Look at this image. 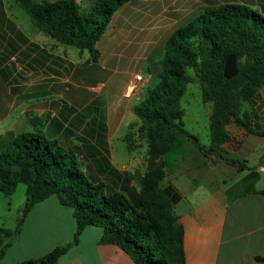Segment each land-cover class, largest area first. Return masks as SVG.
Masks as SVG:
<instances>
[{
  "label": "crops",
  "instance_id": "obj_1",
  "mask_svg": "<svg viewBox=\"0 0 264 264\" xmlns=\"http://www.w3.org/2000/svg\"><path fill=\"white\" fill-rule=\"evenodd\" d=\"M75 1L84 11L96 0ZM144 1L119 8L97 44L99 58L93 62L88 51L62 45L35 27L15 0H0V149L13 137L34 132L35 120L47 139L72 149L86 176L104 183L108 192L131 196L139 191L146 159L139 151L128 150L125 137L138 122L134 107L157 80L145 71L176 30L171 26L177 18L197 17L226 2L255 9L264 4V0H164L144 6ZM136 75L143 81L132 90ZM250 110L254 123L264 129V94ZM227 132L230 140L222 150L226 159L240 161L243 168L190 151L176 159L172 178L167 175L164 181L181 196L174 212L184 229L186 264H264L257 260L264 258V138L236 123L229 124ZM213 165L226 174L221 183L212 181L214 171L208 168ZM192 175L210 182L200 185ZM16 227L17 221L6 228ZM76 231L73 210L50 197L28 213L0 264L41 259L57 247L73 244ZM102 233L99 227H86L57 264H135L118 246L102 244Z\"/></svg>",
  "mask_w": 264,
  "mask_h": 264
},
{
  "label": "trees",
  "instance_id": "obj_2",
  "mask_svg": "<svg viewBox=\"0 0 264 264\" xmlns=\"http://www.w3.org/2000/svg\"><path fill=\"white\" fill-rule=\"evenodd\" d=\"M15 1L35 27L62 45L88 51L96 62L97 44L114 15L136 0H96L88 12L75 0ZM146 72L158 82L147 88L146 98L134 107L138 122L125 137L130 152L142 147L139 139L147 146V172L139 177L136 194L108 192L104 183L89 179L76 153L47 139L35 120L34 132L13 137L0 149V195L11 196L19 184L26 186L17 227H0V261L28 213L54 196L62 207L73 210L74 242L23 264H57L86 227L101 228V243L118 246L135 264H186L184 229L174 212L181 196L171 184H164L169 156L189 142L206 157L215 155L243 168L240 161L226 159L222 150L230 140L227 126L236 123L264 138V129L256 127L252 111L244 107L253 106L264 94V4L255 9L226 2L204 10L168 37L159 59ZM195 82L203 101L212 103L208 148L183 123L180 102L188 85Z\"/></svg>",
  "mask_w": 264,
  "mask_h": 264
},
{
  "label": "rangeland",
  "instance_id": "obj_3",
  "mask_svg": "<svg viewBox=\"0 0 264 264\" xmlns=\"http://www.w3.org/2000/svg\"><path fill=\"white\" fill-rule=\"evenodd\" d=\"M162 1L164 0H145L144 6L154 5ZM88 9H89L88 6H86V10H84V12H88L89 11ZM137 11H140V9ZM129 15L130 14H127V17H129ZM139 15L140 14L138 13L137 16ZM194 18L195 17L177 18L178 22L173 24V26L171 27L172 29H175V27H177L176 29H178L179 27H182L186 25L187 23H189L190 21H192ZM143 71L145 70L143 69ZM188 72L190 75L192 76L194 75V72L192 69H190ZM145 73L147 72L145 71ZM157 82L158 80L153 79L149 86L152 87L156 85ZM262 96H263V93L261 94L260 97ZM180 105L185 111V115L183 117V123L185 125V128L192 134L196 135L199 138L200 143L202 145L209 146L210 144L209 124H210V115L212 111V103L211 102L205 103L203 101L202 90L198 83L195 82V83H191L188 85L187 91L185 95L183 96V98L181 99ZM244 107L245 109L250 110L251 105L246 104ZM256 121L258 123L257 118L255 119V122ZM262 122L263 121L260 120V123ZM256 127L258 129H263L261 128V126H258V124L256 125ZM138 141H139L138 145L142 147H139L136 151H139L140 154L142 153L143 157L146 159V149H147L146 143L142 139H139ZM190 151H193L195 154L201 153L200 150L194 144H191L188 142L182 150L177 151L169 156V166H170V170L168 174L169 179L172 178V175H173L172 173L174 169H176V167L173 166L176 159L177 158L179 159V157H182V156L185 157V155H187ZM208 169H210L212 173L214 171L213 173L214 179L211 178V180L213 179L212 181L216 180V182L221 183L226 177V174H223L224 171L222 169L218 170V168L214 167V165ZM175 174H177L176 170H175ZM192 176H194L193 177L194 181H197L198 183H200V185L210 182L209 178L200 179L196 175H192ZM185 177L188 178V176H185ZM165 184H167V182H165ZM25 201H26V186L24 184H19L15 193L11 196L0 195V227L5 226V227L13 228L15 226L16 221L20 217V215L18 214L19 213L18 211L23 208Z\"/></svg>",
  "mask_w": 264,
  "mask_h": 264
},
{
  "label": "built area",
  "instance_id": "obj_4",
  "mask_svg": "<svg viewBox=\"0 0 264 264\" xmlns=\"http://www.w3.org/2000/svg\"><path fill=\"white\" fill-rule=\"evenodd\" d=\"M141 81H143L142 75H136L134 79L130 82V88L132 90L135 89Z\"/></svg>",
  "mask_w": 264,
  "mask_h": 264
}]
</instances>
